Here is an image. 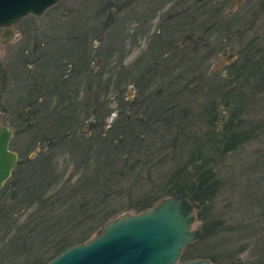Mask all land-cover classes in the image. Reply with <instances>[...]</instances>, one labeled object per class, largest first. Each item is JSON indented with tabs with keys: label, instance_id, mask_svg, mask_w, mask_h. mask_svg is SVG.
Returning <instances> with one entry per match:
<instances>
[{
	"label": "rangeland",
	"instance_id": "374dc122",
	"mask_svg": "<svg viewBox=\"0 0 264 264\" xmlns=\"http://www.w3.org/2000/svg\"><path fill=\"white\" fill-rule=\"evenodd\" d=\"M12 28L15 38L0 42V126L12 131L10 150L18 160L0 189V209L11 198V186L17 196L5 213L0 210V264L47 260L60 246L50 248L53 234L67 242L89 234L87 243L105 223L139 214L140 201L154 206L169 197L168 180L178 163L210 168L215 183L205 207L196 201L193 228L204 237L182 253L209 249L212 264L246 259L248 225L255 228L256 241L264 237V0H59ZM184 37L189 40L183 42ZM77 51L82 57L77 65L85 69L82 63L88 62L90 89L88 79L74 80L80 76L71 70ZM68 53L73 54L69 61ZM184 56L187 63L180 66ZM43 60H50V69L70 63L61 81L71 87L66 93L59 86L55 94L79 92L77 123L67 111H58L66 127L55 129L51 111L41 106L56 104L44 91V80L52 77L43 74ZM160 64L165 72L175 70L171 79L158 77L153 88L140 92L139 80H150ZM18 67H32L34 79H14V71L10 77V69ZM128 117L133 123L154 121L145 130L144 148L130 145L122 128L112 135L115 140L122 133L118 146L113 140L96 147L101 130ZM74 124L73 141H58ZM140 128L134 131L142 133ZM221 134L240 136L241 142L223 152ZM91 147L98 149L91 152ZM38 198L47 201L44 209ZM197 214L214 223L210 232H204ZM18 227L22 238L15 234Z\"/></svg>",
	"mask_w": 264,
	"mask_h": 264
},
{
	"label": "water",
	"instance_id": "95a60500",
	"mask_svg": "<svg viewBox=\"0 0 264 264\" xmlns=\"http://www.w3.org/2000/svg\"><path fill=\"white\" fill-rule=\"evenodd\" d=\"M59 0H0L3 44L13 37L11 26L27 15L40 16ZM12 131L0 126V189L11 179L18 157L10 150ZM194 205L187 194L173 193L139 214H124L107 223L97 237L75 244L46 264H212L198 258L180 261L196 242Z\"/></svg>",
	"mask_w": 264,
	"mask_h": 264
},
{
	"label": "trees",
	"instance_id": "16d2710c",
	"mask_svg": "<svg viewBox=\"0 0 264 264\" xmlns=\"http://www.w3.org/2000/svg\"><path fill=\"white\" fill-rule=\"evenodd\" d=\"M158 46L162 47L160 43H158ZM252 46L253 45H250L249 47L245 48V50H244L245 54L249 53L252 50V48L254 47V46L253 47ZM86 50H87V47H86ZM68 54H69V57L67 58V60L69 61L70 57L73 54H71V55H70V53H68ZM74 54H75L74 57L80 55V53L78 51ZM187 58H188V56L180 57L179 65L181 66V65H184L185 63H187V61H185ZM79 60H80V58L77 60V62H76V60H74V62L71 63V66H74V67H71V70L80 73V76L75 77V79H74V80H77L78 82H80V80H82V79L83 80L89 79V77H88L89 75L87 74L88 65L86 66L85 69H83L80 65H77V64H80ZM49 63H50V60L47 61V63H45L44 67H42V68L46 70V67H49V66H46V64H49ZM61 65H63V64H61ZM161 65L162 64L158 65L156 69H153V72L151 73L152 78H150V80L149 79L144 80L142 77H140V78H142L139 80V84H140V88H141L140 92H143L144 90L149 89V88H153V85H151V83H153L158 77L160 78L161 81H167V79H171V77L175 73V70L172 69L169 73L165 72L166 70H161ZM233 65H235V64H233ZM67 66H69V65H67ZM64 69H65V67H64ZM22 70H24V69L18 68V72H16L17 71L16 68L10 69L9 76L11 77V74L14 71V79H18L16 77H22L20 75V73H22ZM135 73H136L135 68H133L130 72V75L132 74V76H133ZM166 73H167V75H166ZM81 74H82V76H81ZM53 82H54V80H51V82H49L51 87H53ZM65 82H66V80L62 81L61 84H60V82L57 83L56 90L59 86L60 87L63 86L64 89L66 90V93H67V91L69 90V87H71V86H70V82H66V83ZM170 82H171V80H170ZM87 84H88V88L90 89V86H91L90 80H89V82L86 83V85ZM159 88L163 89L164 87L162 85H160ZM11 92H13V91H11ZM3 93H5V92H3ZM78 93L79 92H77V94H74L72 97H69L68 95H60L58 97V95H56V94H50L49 97L50 98L53 97V100L57 105L55 104L54 106H50L49 103H46V102H43V104L41 105L43 108H45V109L48 108L51 111L52 116L49 119H53V121H54L53 127L55 129L56 128L61 129L65 125V124H63L64 123L63 119L61 120L60 118H58L60 116L58 111H63V110L67 111V115H69V116L72 115V118H74L76 120V123L78 122V118H80V113H81L79 111V108H78V106L81 103V102H79ZM155 94L156 95L159 94L157 90H156ZM48 101H49V99H48ZM37 106H39V105H37ZM30 107H32V106H29V109H30ZM71 108H74V110ZM131 120H133V119H129V117H128L125 120L126 122L123 121V123H125V124H123L122 122L121 123L116 122L115 124H113V126H111V128H110L111 130H109L107 132H103V130H101L98 133V136L96 137V139H97L96 147L99 148L100 146H108L110 144L112 145L111 142L114 140V136H112V135L115 134V132L117 130L122 132V129H124V131L128 135L127 139L131 143L130 145H133V146L135 145L136 147L138 146L140 148H144L145 143H146V139H147V137H146L147 132L145 130L153 128L155 126V125H153L154 121H152V123H149L148 120L145 121L146 119L143 120V118L142 119L138 118L133 123L134 120L133 121H131ZM129 121L132 123L130 125L126 124ZM155 123H157V121ZM74 126H76V124L69 126L68 127L69 132L66 133L63 137L61 136L60 138H58V141H63V139H65V138L69 139L70 141H73L74 136H73L72 129ZM134 126L135 127L136 126L142 127L143 129H141V128L140 129L143 130V132L141 133V132H136V130L134 131ZM65 127H66V125H65ZM91 127H92V125H91ZM121 135H122V133H121ZM121 135H118L117 138L115 137V140L113 142L115 144V146H118L121 143ZM112 137H113V139H112ZM220 137H221V139L219 142L222 145L227 146L223 149V152L234 150L236 148V146L241 142V141H238L240 139V136H235V135L230 136V135H226V134H221ZM220 143H219V145H221ZM98 148L91 147L90 150L92 152V149H94L96 152V150ZM98 161H104V160L101 159V157H98ZM84 165H86V167H87V163H85ZM200 165H203V163H201ZM204 165H206V163ZM100 167H101V165H100ZM101 169H103V167L96 169V171H95L96 175H98V173L101 171ZM212 178H213V173L211 172L210 168H209V170L205 169V167L201 168V166H199V167L197 166V167L193 168L191 163H186V164L178 163V166L175 169L172 177L168 180L172 184V187L170 188L168 195L171 196L172 193H174V192H177L178 194H182V193L187 194L188 199L194 205V209H196V211H197V209H199V206H200V205H197L198 203L202 204V206L205 207V201H209L213 198V195L215 192L214 191L215 183L213 182ZM13 188H12V186L9 188V191H10L9 193L11 194V198H9L10 200L6 202V204L3 206L2 210L0 209L2 214L5 213L3 209H7L8 207H10V204L13 203V201L15 200V198L17 196L13 192V190H14ZM42 196H44V195H42ZM38 203H40L41 209H44L47 205V201L45 200V198L41 199V200H40V198H38ZM150 207H152V205L144 203L143 201H140L138 203V205L136 206V210L138 213H141V212L146 211ZM124 208H122V210H124ZM122 210L118 211V215L123 213ZM113 214L115 216H118L116 212H114ZM0 216H1V214H0ZM196 218L198 221L203 220L202 217H199L198 214L196 215ZM109 219L110 218H107L104 221L100 220V222L103 224L106 221H108ZM202 223L204 226V232L205 231L210 232L211 227L214 226V223H212L211 221L210 222L202 221ZM12 227H14V225ZM254 229L255 228L253 227V225H248V230H246L247 233H246V237H245V240H246L245 243L246 244H245V248L242 250V251H244V250L248 251V253H250V254L246 257L245 260L231 259L226 264H264V237H262L256 241L254 239L255 238ZM0 231H1V227H0ZM22 233H24L23 228H21V227L15 228L16 236L21 237ZM88 235L89 234L82 236V237H79V238H77V240H75L73 242H67V238H63L60 241H56L57 238L54 237V234H53L51 236L52 239H50V248L52 249V248H55L57 245H60L58 248L55 249L54 255L47 260H40L39 258L38 259L36 258L30 264H46L49 261H51L52 259H54L56 256L58 257V255L61 252H63L65 249H68L69 247H71L75 244L84 243L86 240H88ZM203 237H204V234H202V236L199 237V240L203 239ZM23 240L26 243L28 238L25 239V237H23ZM16 241L20 242L18 239ZM24 242H23V249H24ZM194 244L195 243L187 246L186 248H191L192 246H194ZM51 245H52V247H51ZM256 246H260V248H261L260 249L261 253H259L257 255H256V253H254ZM209 252H210L209 249L208 250L203 249L198 253V255H195V253L194 254L193 253H189V254H187V253L183 254L182 253L181 258H182V261L190 260V259H194V258H205V259H208L211 263H213V258L211 257ZM194 256H197V257H194Z\"/></svg>",
	"mask_w": 264,
	"mask_h": 264
},
{
	"label": "flooded vegetation",
	"instance_id": "af4514ba",
	"mask_svg": "<svg viewBox=\"0 0 264 264\" xmlns=\"http://www.w3.org/2000/svg\"><path fill=\"white\" fill-rule=\"evenodd\" d=\"M35 16V15H34ZM13 26V25H12ZM12 26H11V28H12ZM12 31H13V37H12V39L9 41V42H7L6 44H8V43H10L14 38H15V36H16V33H15V31H14V29L12 28ZM4 32V29H2V32H1V35H0V42L2 43V41H1V37H2V35L4 34L3 33ZM189 40V37H184V41L183 42H185V41H188ZM167 41L168 40H166L165 41V43L167 44ZM3 44V43H2ZM6 44H3V45H6ZM162 47H164L163 46V44H162ZM34 52H35V49H34ZM92 55V51L91 52H89V57ZM93 56V55H92ZM80 59L82 58L81 57V55H80V57H79ZM79 58H77V59H75L76 60V62H77V60L79 59ZM158 59H161L162 60V62L163 61H165V60H167V59H162V57H160V58H158ZM157 59V60H158ZM31 60H33V58L31 59ZM67 60V59H66ZM66 60H64L61 64H63V65H58V66H56V67H54V68H48V67H46V70L44 69V70H42L43 71V74H44V72H46V71H48L49 73H48V76H50V78L52 77V80H54V82H53V87H51L50 86V83H48V80L47 79H45L44 80V83H45V87H44V91H45V93L48 91V93H49V91L51 92L50 94H55V90H56V87H57V83H59L60 82V84L62 83V81L61 80H63L65 77H66V71H64V67H66L67 66V64H68V61H66ZM82 60V59H81ZM47 61H49V60H46V62ZM32 62V61H31ZM46 62H44V60H43V62L42 63H46ZM70 64V63H69ZM83 64V66H84V68H86V66L88 65V63L87 62H84V63H82ZM44 67V66H43ZM19 68V67H18ZM18 68H16V69H18ZM35 70H33V68L32 67H30V68H27V70H24V72L23 73H20V75L22 76V77H25L26 78V80L27 81H31V80H33L34 79V74H32L33 72H34ZM44 76V75H43ZM81 76H82V74H81ZM89 80V79H88ZM86 82V81H85ZM36 87H37V90H38V93L40 92V93H42L43 92V89H39V87H38V84H36L35 85ZM46 88V89H45ZM48 97H49V94L47 95ZM80 102V101H79ZM81 104V103H80ZM35 108V107H34ZM33 108V109H34ZM80 108L81 107H79V111H80ZM19 114H21V113H19ZM34 115H35V113H34ZM92 125V124H91Z\"/></svg>",
	"mask_w": 264,
	"mask_h": 264
}]
</instances>
